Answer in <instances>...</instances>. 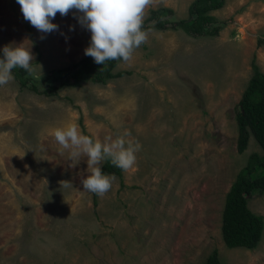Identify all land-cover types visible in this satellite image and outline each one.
Returning <instances> with one entry per match:
<instances>
[{
	"label": "rangeland",
	"instance_id": "obj_1",
	"mask_svg": "<svg viewBox=\"0 0 264 264\" xmlns=\"http://www.w3.org/2000/svg\"><path fill=\"white\" fill-rule=\"evenodd\" d=\"M193 1L150 0L143 20L161 7L185 19ZM80 15L57 12L58 28L42 33L16 0H0V48L31 47L37 75L28 77L43 91L51 71L87 56ZM212 15L228 21L215 38L148 30L116 67L125 75L106 85L58 97L22 90L14 77L0 86V264H206L214 250L222 264H264V234L253 250L228 249L221 235L231 186L263 154L255 139L238 152L236 115L254 61L264 73V0H226ZM67 123L101 141L127 129L141 145L97 204L81 183L86 157L70 161L46 132ZM249 207L264 217V193Z\"/></svg>",
	"mask_w": 264,
	"mask_h": 264
},
{
	"label": "trees",
	"instance_id": "obj_2",
	"mask_svg": "<svg viewBox=\"0 0 264 264\" xmlns=\"http://www.w3.org/2000/svg\"><path fill=\"white\" fill-rule=\"evenodd\" d=\"M226 0H195L189 6L188 17L176 20L175 12L168 7L150 10L149 16L143 20V29L158 31H183L195 38H215L227 27L228 21H221L212 13L221 10ZM264 46V36L259 37L258 47ZM121 61L109 60L105 66L96 64L91 56L80 62L51 71L44 82V90L40 91L31 85L28 73L21 68L12 69L14 79L20 88L45 95L58 97L59 91L70 87H81L85 82L106 85L108 81L122 78L125 72H115ZM254 74L250 78L242 98L238 104L236 122L238 125V152L248 150L251 138L262 148L263 154L253 153L247 164L240 170L236 181L227 194L222 214L221 235L228 249L253 250L258 247L264 234V217L255 214L249 207V200L255 192L264 193V73L255 63L252 64ZM246 150V151H247ZM245 151V152H246ZM102 171L123 178L121 169L104 160ZM95 204L98 195L94 194ZM206 264H222L218 250H214L207 258Z\"/></svg>",
	"mask_w": 264,
	"mask_h": 264
},
{
	"label": "clouds",
	"instance_id": "obj_3",
	"mask_svg": "<svg viewBox=\"0 0 264 264\" xmlns=\"http://www.w3.org/2000/svg\"><path fill=\"white\" fill-rule=\"evenodd\" d=\"M16 2L20 5L23 18L42 33L58 28V25L52 22L57 12L61 16L66 15L70 9L82 13L77 17L78 23L91 33L84 54L91 56L96 64L103 65L109 60L127 62L132 58L134 50L147 40V32L142 25L145 9L150 0H16ZM33 62L35 57L31 47H26L23 43L0 48V86L13 79L14 68H21L29 75L36 76L37 71ZM46 132L59 145V151L67 150L70 161L79 162L82 156L86 157V175L81 179V183L84 191L98 196L108 192L116 179L114 174L102 171V161L108 160L113 166L128 172L135 166L136 154L141 149L140 143L135 138H130L127 129L115 138L111 135L105 136L103 141L83 134L75 123L51 127ZM62 183L67 186L68 181Z\"/></svg>",
	"mask_w": 264,
	"mask_h": 264
}]
</instances>
